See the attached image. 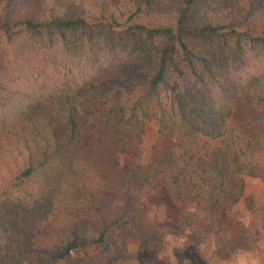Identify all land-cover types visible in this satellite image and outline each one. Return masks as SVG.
Segmentation results:
<instances>
[{
  "label": "trees",
  "instance_id": "1",
  "mask_svg": "<svg viewBox=\"0 0 264 264\" xmlns=\"http://www.w3.org/2000/svg\"><path fill=\"white\" fill-rule=\"evenodd\" d=\"M146 121L158 136L143 166ZM5 156L0 264H114L78 254L147 243L161 190L226 249L217 220L244 174L264 183V0H0ZM77 208L93 227L64 221Z\"/></svg>",
  "mask_w": 264,
  "mask_h": 264
},
{
  "label": "rangeland",
  "instance_id": "2",
  "mask_svg": "<svg viewBox=\"0 0 264 264\" xmlns=\"http://www.w3.org/2000/svg\"><path fill=\"white\" fill-rule=\"evenodd\" d=\"M235 9V8H234ZM231 8L229 13H234ZM227 17L225 13L224 18ZM158 136V126L154 121H146L141 137L138 139L140 148V164L145 166L151 162L152 149ZM208 143L206 149H211ZM127 155L119 156L123 164ZM16 159L5 156L0 162L1 176L14 171ZM242 197L232 206L225 208L217 220L220 228L233 232L234 236L229 247L219 250L211 229L191 227L185 215L194 209L190 201H176L164 191L147 198L146 210L153 220L155 234L152 239L140 244L139 241L128 239L121 251H112L104 255L100 250H88L86 254H78L81 260L88 257H111L114 264H264V183L251 171L242 177ZM84 214L78 208L71 214L64 215V221L72 222L77 214ZM24 215L27 212L23 213ZM88 226L95 224L92 215L85 213ZM12 220V218H11ZM78 220V219H76ZM62 221L60 235L65 224ZM65 229V228H64ZM2 264V263H1Z\"/></svg>",
  "mask_w": 264,
  "mask_h": 264
}]
</instances>
